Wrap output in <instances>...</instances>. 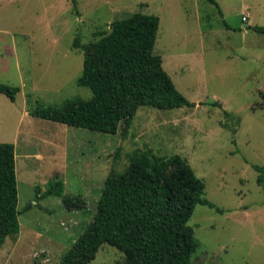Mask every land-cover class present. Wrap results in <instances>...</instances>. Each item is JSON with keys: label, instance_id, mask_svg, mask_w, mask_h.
<instances>
[{"label": "rangeland", "instance_id": "374dc122", "mask_svg": "<svg viewBox=\"0 0 264 264\" xmlns=\"http://www.w3.org/2000/svg\"><path fill=\"white\" fill-rule=\"evenodd\" d=\"M76 1L73 9L71 0H0V84L19 88L14 102L0 94V143L16 146L20 212L0 264H58L91 223L110 172L146 150L181 157L221 210L195 207L190 264H264V187L253 168L264 166V35L246 30L264 27V0H216L223 17L206 0ZM134 13L159 19L153 52L194 107H140L115 135L32 117L38 106L91 97L77 85L83 51L75 37L94 43ZM57 181L83 198V211L65 210L51 194L33 202ZM124 262L103 244L90 264Z\"/></svg>", "mask_w": 264, "mask_h": 264}, {"label": "trees", "instance_id": "16d2710c", "mask_svg": "<svg viewBox=\"0 0 264 264\" xmlns=\"http://www.w3.org/2000/svg\"><path fill=\"white\" fill-rule=\"evenodd\" d=\"M222 12L215 0H206ZM76 9L77 1L71 0ZM225 23V22H224ZM159 19L134 13L115 21L109 33L74 48L83 51L82 76L77 85L89 89L88 100L74 98L60 106H38L32 117L76 129L115 135L140 107L171 110L193 108L174 87L153 52ZM264 35V27L252 28ZM19 88L0 84V94L14 102ZM257 184L264 187V166H253ZM205 184L179 156H156L151 150L133 154L121 173L111 171L103 183L90 224L64 253L58 264H90L99 248L108 244L123 255V264H190L197 243L188 226L197 205L221 212L203 198ZM61 199L67 211H83L85 202L64 194L63 183L42 194ZM14 145L0 143V248L20 229ZM40 207V206H38ZM29 208V206H28ZM27 208V209H28Z\"/></svg>", "mask_w": 264, "mask_h": 264}, {"label": "crops", "instance_id": "0c3cea01", "mask_svg": "<svg viewBox=\"0 0 264 264\" xmlns=\"http://www.w3.org/2000/svg\"><path fill=\"white\" fill-rule=\"evenodd\" d=\"M216 1V0H215ZM222 17H223V14H222ZM253 27H255V26H253ZM253 27H248L246 30H253L252 28ZM259 27H261V26H259ZM255 32V31H254ZM16 150V146L14 145V151ZM40 202V201H39ZM38 203V202H37ZM66 210V209H65Z\"/></svg>", "mask_w": 264, "mask_h": 264}, {"label": "built area", "instance_id": "2783aa9c", "mask_svg": "<svg viewBox=\"0 0 264 264\" xmlns=\"http://www.w3.org/2000/svg\"><path fill=\"white\" fill-rule=\"evenodd\" d=\"M242 21H245V18H242Z\"/></svg>", "mask_w": 264, "mask_h": 264}]
</instances>
